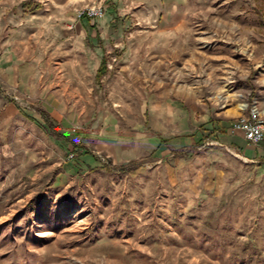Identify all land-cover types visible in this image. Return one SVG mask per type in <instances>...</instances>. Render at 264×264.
I'll return each instance as SVG.
<instances>
[{
  "label": "rangeland",
  "instance_id": "obj_1",
  "mask_svg": "<svg viewBox=\"0 0 264 264\" xmlns=\"http://www.w3.org/2000/svg\"><path fill=\"white\" fill-rule=\"evenodd\" d=\"M167 103L255 113L260 148L264 0H0V264H264L263 156L178 141L190 123L150 145Z\"/></svg>",
  "mask_w": 264,
  "mask_h": 264
},
{
  "label": "crops",
  "instance_id": "obj_2",
  "mask_svg": "<svg viewBox=\"0 0 264 264\" xmlns=\"http://www.w3.org/2000/svg\"><path fill=\"white\" fill-rule=\"evenodd\" d=\"M11 69H12L11 67L8 68L11 74L16 73L17 71L19 75V81L23 83H27L30 80V76L32 75L33 76L39 75L38 78H40L43 75H49V73L52 72L50 68L47 70L38 71L37 69H35V67L33 68L31 65L20 66L17 70H15V72L12 71ZM42 86L41 88L45 89L44 92L50 90L49 87L46 88V86L45 87ZM55 108L48 111L46 110L47 109L46 107L45 111L48 114L51 113L57 115L61 114L59 109L57 110ZM154 108L155 107L153 106V109ZM153 109H152L151 120H149V127L151 131L153 132L157 131V135L152 134L151 136L147 137L146 142H148L150 145L156 146L160 144L161 142H163L164 139L167 138L169 134L181 135L182 131L186 130L188 128L187 125L190 123L189 125H191V128H193V131L188 134L189 136L182 137L183 141L178 137L177 138L178 141L215 142L220 145L221 143L219 142H223L226 147H240L242 155L245 157L249 155L252 156L257 155L259 157L263 156V158L261 157L260 159L262 160V162H264V140L262 141L263 144L260 146V148L254 147L249 143H245L247 141L244 140L241 132L237 129H233L230 127L231 120L229 117H227V115H231V112L228 114H226V112H223L226 116H224V114H221V116L219 115L218 117L215 118L216 120L201 125L202 122L206 121L205 117L198 119L191 117L192 118V122H191L183 109H181L180 107L171 106V104L169 103L165 104L161 109L158 108L157 110L158 113L156 114H154ZM199 126L200 129H197ZM58 132L60 131L58 130ZM60 133L63 134L62 132ZM202 136H205L206 138L200 139ZM55 140H57V142L62 140L66 141L67 136L66 139H60L55 137ZM124 145L127 146L126 142L123 141L93 142V146L95 148V151H97V153H102L105 156L111 157L115 160L122 158V150L120 151V149L123 147L125 148Z\"/></svg>",
  "mask_w": 264,
  "mask_h": 264
},
{
  "label": "built area",
  "instance_id": "obj_3",
  "mask_svg": "<svg viewBox=\"0 0 264 264\" xmlns=\"http://www.w3.org/2000/svg\"><path fill=\"white\" fill-rule=\"evenodd\" d=\"M100 7H88L81 10L78 17L94 18L101 14ZM233 129H237L242 132L243 137L252 144H257L262 139L261 122L255 117V113H251L248 117H238L233 123Z\"/></svg>",
  "mask_w": 264,
  "mask_h": 264
},
{
  "label": "trees",
  "instance_id": "obj_4",
  "mask_svg": "<svg viewBox=\"0 0 264 264\" xmlns=\"http://www.w3.org/2000/svg\"><path fill=\"white\" fill-rule=\"evenodd\" d=\"M80 18H84V17H80ZM87 20H88V18H87ZM104 68H105V59L104 58H101V60L99 62V65H98V67L96 69V73H95V76L97 78H99L100 73H102V71H103ZM38 112L42 116V118L44 120V123H45V125L47 126V128L49 130V133L53 134L57 138H64V139H66L65 136H63L61 133H59V132L56 131V128L53 125L52 120L49 118V116H48V114H47L46 111H44L43 109H38Z\"/></svg>",
  "mask_w": 264,
  "mask_h": 264
},
{
  "label": "bare ground",
  "instance_id": "obj_5",
  "mask_svg": "<svg viewBox=\"0 0 264 264\" xmlns=\"http://www.w3.org/2000/svg\"><path fill=\"white\" fill-rule=\"evenodd\" d=\"M238 108L243 109V104L242 103L238 104Z\"/></svg>",
  "mask_w": 264,
  "mask_h": 264
}]
</instances>
